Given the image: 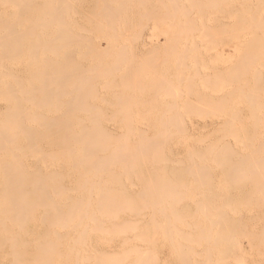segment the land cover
<instances>
[{"label": "bare ground", "instance_id": "1", "mask_svg": "<svg viewBox=\"0 0 264 264\" xmlns=\"http://www.w3.org/2000/svg\"><path fill=\"white\" fill-rule=\"evenodd\" d=\"M261 5L255 6L243 29L240 23L243 25L248 17L240 15L251 8L246 7L241 14V7L239 16H235L241 21L234 22L240 27L230 23L235 29L231 32L241 28L243 36L247 31L259 36L258 30H262L256 40L264 43ZM232 8L235 4L229 0H0V102L4 103L0 111V252L1 259L7 260L0 264H159L160 238L164 246H169V257L165 256L170 264H229L230 260L245 264L246 257L237 260L238 254L247 248L245 252L264 248V222L254 231L246 229L244 218L239 217L242 212L237 210L242 203L232 209L234 216H230L228 207L233 206L234 198L230 194L221 198L223 192L219 196L215 188L222 181L215 177L217 171L222 176L217 177L224 180L222 185H256L250 195H262L256 206L260 204L264 213V90L256 74L259 70L249 71L256 75L257 84L253 83L254 89L248 85L252 91L246 93L250 91L246 88L242 95L248 97L249 118L241 120L237 112L227 118L221 112L228 101L223 97L225 93L221 96L217 90L222 101L210 96H214L212 91L221 80V72L211 73L215 74L211 78L205 74L204 80L201 77L200 84L216 82L208 95L197 90L194 83V77L200 80L204 73L183 61L191 51H198V43L189 40L197 38L198 28L210 43L223 33L216 35L209 30L214 26L210 28L202 19L216 23L222 16L217 14L211 20V14L226 11L230 16ZM144 27L149 30V39H171L168 46H163L162 56L155 55L158 48L153 49L154 53L140 54L145 69L136 54ZM228 27L217 29L230 34L227 29L233 27ZM237 33L233 34L239 36ZM220 37L217 40L223 39ZM254 47L249 48L255 56L264 55L259 54L264 52V44ZM195 52L191 54L200 53ZM244 52L243 58L250 60L246 55L249 52ZM172 55L179 59L185 56L181 62L175 58L174 68L178 69L172 73L174 84L179 86L186 78L188 81L185 94L188 90L190 93L182 108L177 98L183 91L180 93V87L174 91L172 77L168 79L164 74L169 68L158 73L159 64ZM255 59L246 66L239 64L248 69ZM234 65L230 67L236 71L223 73L225 79L230 77L222 78V83L235 79L241 82L237 77L247 69ZM149 73L155 76L150 78ZM209 78H214L213 82ZM239 84L232 85L235 88L231 86L229 92L224 89L226 97L235 95L234 90L240 94L247 82ZM168 94L171 98L174 94L173 102L157 101ZM207 107L209 114L218 109L224 118L213 121L212 130L205 131L204 125V131L198 128L199 132L193 134L182 117L206 116ZM230 108L233 110V106ZM218 110L212 113L218 114ZM173 148L187 151L185 178L172 171L176 160L170 156L175 154L165 155ZM28 158L33 159L36 170L26 167ZM225 185L221 188L224 191ZM248 208L251 215L253 210ZM34 223L36 234L31 238L28 227ZM12 225L18 229L12 231ZM21 233L28 241H18ZM239 234L245 236L250 249L240 246Z\"/></svg>", "mask_w": 264, "mask_h": 264}, {"label": "rangeland", "instance_id": "2", "mask_svg": "<svg viewBox=\"0 0 264 264\" xmlns=\"http://www.w3.org/2000/svg\"><path fill=\"white\" fill-rule=\"evenodd\" d=\"M229 1H231V3L233 4H235V7L236 8H232L231 10H232V15L230 14V16L228 15V13H231V12H228L229 11V9H226L225 8V10L228 12H224L223 14H221V13H215V14H211V20H213V16H215V15H221L222 17L221 18H219L220 20L218 21V22H213V21H208L207 20V18H204V19H202L203 21V23H205L206 22V24H208L209 25V27L211 28V26H214L213 27V29H209V30H213L214 32H215V34L217 33V32H219V33H222V34H219V36H221L220 37V39L221 38H223V36H225V35H227L226 34V31L224 32L223 30L221 31V30H219L218 31V29H221L222 27H223V29H226L227 28V26H229V27H233V28H229V29H227V30H229L230 31V34L231 35H233L234 37H237V38H234L233 36H228V35H230V34H228L227 36H225L222 40H217V38L219 37V36H216V37H214L213 38V40H215L214 42H213V40L210 38V40H212L211 41V43L207 40H205V39H207V37L206 36H204L202 33V28L200 27V28H198L199 29V31H196V35H197V38H189V40H193V42L195 41L196 42V44H197V47H198V51H191V53H193V52H195V53H197V52H200V53H202V54H200V53H197L196 54V56H193L191 53H189L188 54V57L187 58H185V60H183V61H185V65H189V66H191L192 64V69H197L198 70V72H200L201 74H203V75H201V74H199V75H201V76H199L200 77V80L199 79H197L196 80V77H194L195 78V80H194V83H196V85H195V87H196V89L197 90H199V91H201V92H204V93H206V94H208V95H210L209 93H211V91H212V89L210 88L211 86L213 87V85H214V83H216L215 82V80H214V83L212 84V82H213V79H210L211 77H213L212 75H211V73L213 74V72L214 73H217V72H221L220 73V77H221V80H220V82H218V83H216V88L214 87L213 88V94H214V96H216V97H214L213 95H212V93H211V95L210 96H212V100H216V101H218L219 99H221V96H223L222 94H224V96L223 97H225V99L226 100H228L229 102H231V103H233V105L231 104V103H229L228 101H226V100H224V101H226L227 103H224V105L226 104V106H224V110H225V112H224V110L223 109H220V110H222L221 112L224 114L225 113V115H227V116H225L226 118L228 117V114H229V116L232 114V113H235L236 114V112H237V114L239 115V118L241 119V120H245L246 118H249V109H247L248 108V101H246V100H248L247 98L248 97H246V95H244V96H242L243 94H245V92L244 91H247V89L248 90H250V89H252L254 86H253V83L255 84L256 82H255V79H254V76L253 75H255V74H251V73H254L253 71L255 70V69H257V70H259V74L258 73H256V71H255V73L257 74V75H259V77H261V79L260 78H258L257 77V79H258V81H259V79L260 80H262L261 82L259 81V84L261 85V87L263 88V90H264V55L262 56V55H260L259 57L258 56H255L256 54H253V53H255V52H253V51H251V47H253V46H255L254 48H256L257 46H258V44H259V46H261V44L263 45L264 43H258L257 42V40H256V38L257 37H259L260 36V34H261V31L262 30H258V35L259 36H253V35H249L250 34V32H248L247 31V33L243 36L242 34H240L241 33V31L240 30H242L243 28H242V26H246L247 25V23H249V21L251 20L250 18V16H251V14H253V12H252V10L255 8V6H257L258 8H260L262 5V3L264 4V2H261V0H257V1H260L258 4H256V2L257 1H255V0H229ZM239 1V2H238ZM245 1V2H244ZM251 1V2H250ZM88 3V2H87ZM87 3L85 4V6L83 7L84 9H86V7H87ZM238 3H242L241 4V6H240V4H238ZM249 6H248V5ZM241 7H243L242 8V11H241ZM248 7H250L249 9V12L247 13V14H245V12H243V9H244V11L247 9ZM236 10L237 11V13H236V11H235V13L233 12L234 10ZM241 11L240 13L242 14V12H243V15H240V16H242L243 18H246V17H248V18H246V19H243V20H245L244 21V23H243V25H242V22L240 23V21H241V19L239 20V17L237 18V17H235L236 15L237 16H239L238 15V13H239V11ZM257 10V9H256ZM245 14V15H244ZM241 17V18H242ZM253 17V16H252ZM262 17V16H261ZM230 18V19H229ZM232 19V20H231ZM247 19H250V20H247ZM253 19H254V17H253ZM236 20H239V22L237 21V24L238 23H240L241 24V28L238 30V28H237V30L235 31V32H231L232 30L234 31L235 29H234V26L232 25V26H230V23L231 24H234V22H236ZM247 20V21H246ZM261 20H263L264 21V14H263V17H262V19ZM221 21V22H220ZM200 22H201V20H199L198 21V23L200 24ZM218 23V24H217ZM223 23L225 24V26H223ZM251 23V22H250ZM220 24V27L221 28H218L219 25ZM221 24H222V26H221ZM246 24V25H245ZM235 25V24H234ZM249 25V24H248ZM250 25H252V23L250 24ZM217 26V27H216ZM235 26H237V25H235ZM215 27H216V29H215ZM226 27V28H225ZM237 27H240V25L239 26H237ZM218 28V29H217ZM236 28V27H235ZM160 29H161V32H162V24H160ZM230 29H232V30H230ZM262 29H264V26H263V28ZM215 30H217V31H215ZM264 31V30H263ZM159 32H160V30H159ZM240 34H238V33ZM243 32V31H242ZM163 33V32H162ZM162 33H160V34H162ZM225 33V34H224ZM238 34L239 36H235L234 34ZM200 34V35H199ZM202 34V35H201ZM263 34V33H262ZM216 35H218V34H216ZM149 37V30L146 28V27H144V30H143V33H142V38H140V40L137 42V44H138V46H139V50H137L136 51V54H137V56H138V59H139V64H141L142 63V65L144 66V64L146 63V62H144V59H143V56H142V58H141V55H147L145 52H147V51H149V52H152V53H154L153 52V49H156V48H158L157 50L158 51H155V53H158V54H155V55H158V56H162V55H159V54H162V53H164L165 52V50L163 51V46H164V48H165V46H168L167 44H169L170 43V41H171V39L169 40V38H158V39H156L157 41H155L153 38H151L152 39V41L153 42H151V41H149V40H151V39H149L148 38ZM226 37H227V39H226ZM229 37L230 38H232L231 40L229 39ZM251 37H253V38H251ZM264 37V36H263ZM199 38V39H198ZM250 39H253V40H255L256 42H254V43H258V44H254L253 43V41L252 40H250ZM258 39V38H257ZM260 39V38H259ZM261 39H262V36H261ZM205 40V41H204ZM204 41V42H203ZM220 41V42H219ZM249 43H248V42ZM150 43V44H148V43ZM167 42V43H166ZM200 42V43H199ZM216 42V43H215ZM152 43H153V45H152ZM219 43V44H218ZM140 44H142V45H140ZM148 44V45H147ZM154 44H157V46H159V47H157L156 45H155V47H154ZM209 44V45H208ZM213 46H212V45ZM214 44H215V46H214ZM224 44L226 45V46H224ZM254 44V45H253ZM149 45H150V47H152L151 48V51L150 50H148V49H150V47H149ZM219 45V46H218ZM244 45H245V51H247V52H249V53H247V52H244ZM251 45V46H250ZM147 46V47H146ZM209 47V48H206V47ZM149 47V48H148ZM154 47V48H153ZM210 47H212V48H214V49H212V48H210ZM219 47H221V48H219ZM250 47V48H249ZM248 48V49H247ZM260 48V47H259ZM147 49V50H146ZM159 49H160V51H159ZM203 49H205V50H203ZM262 50H264V47L263 48H261ZM146 50V51H145ZM210 50V51H209ZM142 52V53H141ZM160 52V53H159ZM162 52V53H161ZM220 52V53H219ZM247 53L246 55H247V57H248V55H250L249 56V58H250V60H254L255 58V61L251 64L250 63V66L251 67H249V64H248V69L246 68V67H244V66H242L241 64H239V62H241L242 64H246V63H249L248 61H250L249 59L248 60H246V59H244L243 58V56H242V53ZM253 52V53H252ZM143 53H145V54H143ZM148 53V52H147ZM151 53V54H152ZM253 54V56H255L253 59H252V57L253 56H251V54ZM141 54V55H140ZM150 54V53H149ZM150 54V55H151ZM194 54V53H193ZM241 54V55H240ZM259 54H264V52L262 51V52H260ZM152 55H154V54H152ZM164 55V54H163ZM177 55H180V54H177ZM177 55H172L171 57L173 58L174 56V60L170 57V58H168L167 60H166V63L164 62V61H161V58H160V60L159 61H161V62H164V63H160L162 66L160 67V64H159V69H158V73L159 74H163L168 68V70H167V73H164L165 75H166V77H168V79H170L169 77H172V79H170V81H171V83H172V85H173V90L176 88V89H178L179 87V90H180V93H181V95H180V97L179 98H177L178 100V106L180 107V108H182L181 106L182 105H184V103H182V102H184L185 101V98H186V96L190 93L189 92V90H188V93L187 94H185V90L188 88V85L186 86V83L188 82L187 81V78L184 80V81H181L180 83H179V86H178V84H174V82L175 81H172V80H175V76L173 75L172 76V73L174 72L175 73V71L178 69L177 68V66H176V68H174V62H175V60L176 59H179V57L177 58ZM245 55V56H246ZM181 56H184V55H181ZM195 57L196 58V60L195 61H197V67L195 66V63H194V58L193 57ZM240 56H242V59H241V57ZM140 57V58H139ZM145 57V56H144ZM147 57H149V55L147 56ZM151 57V56H150ZM185 57V56H184ZM184 57H181L180 59H182V58H184ZM247 57H245V58H247ZM176 58V59H175ZM179 59V62H181V60ZM186 59H187V61H189V62H187L186 61ZM140 60H142V62L140 61ZM146 60H147V58H146ZM170 60L172 61V62H170ZM210 60H211V62H210ZM214 60V61H213ZM240 60H245L246 62H242V61H240ZM167 61H169L171 64L173 63V65H171V64H169V62L167 63ZM178 61V60H177ZM176 61V63L178 64V62ZM251 62V61H250ZM144 63V64H143ZM236 63L237 64H239V65H236ZM165 64V65H164ZM166 64H169L168 65V67H167V65ZM235 64V65H234ZM146 65V64H145ZM147 65H148V63H147ZM207 65V66H206ZM231 65H234L235 66V68H236V66H240L241 65V67L240 68H246L247 69V72L244 70V69H242V72H244L245 71V74L244 75H242L243 76V78L246 76V78H244L245 79V81H243V80H241V79H243L242 78V76L240 75L239 77H237V78H240L241 77V79H240V81L241 82H239L238 80L236 81V77L234 78L235 80H232V82L230 83V82H227V81H225L226 83H229L228 85H226V83L225 82H221L222 81V78L224 79V80H226L228 77H230V76H227L228 75V73L230 74V72L231 71H233V70H235L234 69V67L232 68V67H230ZM247 65V64H246ZM245 65V66H246ZM163 67V68H162ZM167 67V68H166ZM146 68V66H144L143 67V69H145ZM162 68V69H161ZM164 68H166V69H164ZM216 68V69H215ZM232 68V69H231ZM161 69V70H160ZM171 69V70H170ZM239 69V68H238ZM159 70H160V72L161 71H163L164 70V72H159ZM169 70H170V72H169ZM173 70H175V71H173ZM202 70V71H201ZM217 71V72H216ZM228 71V73H227V77H226V79H225V75L224 74H226V72ZM236 71V70H235ZM240 71V70H239ZM238 71V72H239ZM249 71L251 72V73H249ZM145 72V71H144ZM203 72V73H202ZM169 73H170V76H169ZM173 73V74H174ZM224 73V74H223ZM234 73V72H233ZM261 73V74H260ZM146 74H148V73H146ZM168 74V75H167ZM187 75H189L190 74V71L188 72V70H187V73H186ZM206 74V76L208 75L210 78H209V80H212V82H211V84L212 85H209V84H206V82L204 83V81H203V83L202 84H200L202 81H201V77L202 76H204ZM236 74V73H235ZM150 75V76H149ZM149 77L150 78H152V77H154L155 75H153V74H150L149 73ZM216 75H218V74H216ZM224 75V76H223ZM239 75V74H238ZM152 76V77H151ZM205 76V77H206ZM233 76H235V75H233ZM256 76V75H255ZM186 77H188V79L190 78L189 76H186ZM199 77H197V78H199ZM217 77V76H216ZM215 77V78H216ZM232 77V76H231ZM174 78V79H173ZM207 78V77H206ZM202 79L204 80V78L202 77ZM217 79H218V77H217ZM229 79V78H228ZM199 80V81H198ZM169 81V80H168ZM230 81H231V79H230ZM257 81V82H258ZM182 82H184V83H182ZM197 82H198V84H197ZM200 82V83H199ZM234 82V83H233ZM237 82V83H236ZM244 82V84L247 82V84L246 85H243V87L241 88V93L239 94L238 92L239 91H236V90H234L233 92L235 93V95H236V93L239 95H234V94H231V95H233V96H235L234 97V99H233V96L231 97V95H227V97H226V92H229V90L232 88V87H234L235 85H238L239 83H243ZM176 83V82H175ZM208 83V82H207ZM209 83H210V81H209ZM262 83V84H261ZM169 84H170V82H169ZM184 84H185V89L183 88L184 87ZM189 84V83H188ZM207 86V85H209V87H207L208 88V90H204L205 89V85ZM223 85V86H220V85ZM257 84V83H256ZM175 85V86H174ZM198 85H200V87L198 86ZM201 85H202V87H204L203 89H201L202 87H201ZM219 85V86H218ZM232 85H234V86H232ZM240 86H241V84H239ZM238 85V86H239ZM250 86V89H249V86ZM263 85V86H262ZM183 86V87H182ZM226 86V87H225ZM227 86H230V87H227ZM232 86V87H231ZM238 86H236V89H238L237 87ZM244 86H246V87H244ZM248 86V87H247ZM221 87H223V88H220ZM206 88V89H207ZM227 88V89H226ZM235 88V87H234ZM233 88V89H234ZM247 88V89H246ZM182 89V90H181ZM210 89V90H209ZM220 89V90H219ZM224 89H226V90H228V91H226V92H224L225 90ZM239 89H240V87H239ZM245 89V90H244ZM254 89V88H253ZM172 90V91H173ZM219 91V94L221 95L220 96V98H219V94H217L218 93V91ZM172 91H171V94H172ZM174 91H176V90H174ZM178 91V90H177ZM187 91V90H186ZM210 91V92H209ZM222 91V92H221ZM236 91V92H235ZM252 90H250V91H248V92H246V93H249V92H251ZM208 92V93H207ZM216 92V93H215ZM232 92V93H233ZM176 93V92H175ZM179 92H177L176 94H180ZM231 93V92H230ZM171 94H168V96H165L164 97V95H163V97H160L159 99H164L163 101L162 100H157L160 104L162 103H166L167 101H168V103L171 101V102H173V98H175L174 97V94H173V98H171ZM185 94V95H184ZM263 94H264V92H263ZM240 95H241V97H240ZM182 96V97H181ZM228 97H229V99H232V100H229L228 99ZM237 97V98H236ZM242 98L241 100L243 101V102H241L242 104H238L241 100H239L240 98ZM245 97H246V100H245ZM236 98V99H235ZM168 99V100H167ZM218 99V100H217ZM166 101V102H165ZM175 101H176V99H175ZM176 101V102H177ZM221 101H222V99H221ZM223 101V102H224ZM247 103H246V102ZM264 101V100H263ZM237 102V103H236ZM245 102V103H244ZM238 104L239 106H237L236 104ZM227 104H229V106L230 107H232L233 106V110L235 109H237V111H233V110H230L231 108L227 105ZM236 107H235V106ZM240 105H242L243 106V108H245V110H243V108H242V106H240ZM4 106V103H2V102H0V111H2V109L4 108L3 107ZM3 107V108H2ZM226 107H227V109H226ZM241 107V108H240ZM247 107V108H246ZM183 108H184V106H183ZM213 108H215V107H213ZM212 107H211V109H213ZM218 108V107H217ZM229 108V109H228ZM240 108V109H239ZM203 109H205V107L203 108ZM207 109V111L209 110L208 109V107L206 108ZM202 109H200V111H201ZM218 110V109H217ZM217 110L215 109V110H212L211 111V114L212 115H214L215 117H213L211 114H209L210 113V111H208V115H210V116H208V115H206L205 116V114H207V113H205L206 111H204V115H200V114H198V115H192V114H189V115H184L182 118H183V121H184V124H185V126L188 128V127H190V128H188L189 129V131H191L193 134H197L198 132H199V130H202V131H204L203 129L205 128V131H209V130H212L213 129V126H212V122L213 121H221L224 117H223V114L222 113H219L220 112V110H218V114H216L217 113ZM227 110V111H226ZM228 110H230V111H228ZM182 111H184V109H182ZM199 111V110H198ZM200 111H199V113H200ZM213 111H215L216 113H212ZM232 111V112H231ZM238 111H239V113L240 114H242V115H240L239 113H238ZM244 111V112H243ZM227 112V113H226ZM247 113V114H246ZM245 114V115H244ZM200 115V116H199ZM216 115H218V116H216ZM221 115V116H220ZM233 115V114H232ZM237 115V116H238ZM248 115V116H247ZM187 116H189L188 118H186ZM212 116V117H211ZM243 116H245L244 118H242ZM247 116V117H246ZM143 117H144V115H143ZM221 117V118H220ZM232 117H234V115L232 116ZM219 118V119H218ZM189 119V120H188ZM192 121H191V120ZM212 119V120H211ZM188 120V122H186V121ZM189 121H190V123H189ZM197 123H196V122ZM200 122V123H199ZM202 122H203V124H202ZM195 123V124H194ZM210 123V124H209ZM192 124H194V125H196V126H192ZM200 124H202V125H200ZM208 124V125H207ZM204 125H205V127H204ZM208 127H207V126ZM191 126H192V128H191ZM199 126V127H198ZM111 127H113V126H111ZM204 127V128H203ZM207 127V128H206ZM197 128V129H196ZM198 128H201V129H199L198 130ZM203 128V129H202ZM209 128V129H208ZM212 128V129H211ZM195 130H196V132H195ZM246 130H250V126L246 129ZM198 131V132H197ZM215 132H218V130L217 131H215ZM212 135V134H211ZM180 149V150H179ZM173 148L172 150L174 151V153H173V151L171 150L170 152H167V153H165V155H167V156H170V154L171 155H173V154H175V155H173V156H170L171 158H172V160L173 161H175L176 160V164H178V165H176L175 163H173V169H172V171L174 172V174L177 176V177H183V178H185V167H187V165H186V163H187V161L186 162H184L185 160H186V158L185 157H187L188 155H187V151L186 150H184V149H181V148ZM178 151V152H177ZM179 151H180V153L182 154L183 153V156L181 157L180 156V154H179ZM176 152V153H175ZM170 153V154H169ZM179 154V155H178ZM181 157V159H180V157L179 158H175V157ZM32 158H28V161L26 162V164H27V166L26 167H28L29 166V168H30V170H36L35 168V164H33L34 162H33V159L31 160ZM185 159V160H184ZM178 160H179V162H178ZM32 161V162H31ZM181 161L183 162V163H181ZM31 162V163H30ZM183 165V166H181V165ZM180 165V167H178ZM186 165V166H185ZM185 166V167H184ZM35 167V168H34ZM34 168V169H33ZM185 170V171H184ZM218 173V174H217ZM219 174H221V172L219 173L218 171L216 172V174H215V177L219 180L218 182H220V180H222L223 182H224V180H223V178H218V177H222L221 175H219ZM218 176V177H217ZM222 181L219 183L220 185H221V187L220 188H218L220 185L219 184H217L216 186H215V188H216V193H217V191H218V193L220 194H218L217 193V195H219V196H221L222 194V196H221V198H223V197H229V196H231V198L233 199V200H235V203H236V205H235V203H233V206L230 204V207H228V208H230L229 209V212H231V213H229V215L230 216H234V211L232 210L234 207H237L238 205H239V203H242V206H239L238 208L239 209H237V210H239L238 212H242V213H239L240 215H239V217H241V220L243 219V221H244V223H243V221H242V223L243 224H245L244 226L246 227V229L248 228H250L249 230H252V231H254V229H257V228H260V226L263 224V222H264V220H262L264 217H263V215H264V213H263V211L261 212V206H260V204L258 205V206H256L257 205V203H258V200L259 199H261L262 198V195H259V197H258V195H256V197H255V194H253L254 195V197L252 196V195H250V193H252L253 192V190H255L256 189V185H252V187H251V185L249 184V186L247 185H243V184H233V186H232V184L230 185H228V184H224L225 185V187H226V189H225V191L224 190H222L221 188H223L224 189V185H222L223 183H222ZM217 182V183H218ZM189 183H191L190 181H189ZM191 185V184H190ZM193 185V184H192ZM191 185V188L194 186H192ZM230 186V187H229ZM239 186H240V188H239ZM195 187V186H194ZM249 188L248 190H247V188ZM218 188V189H217ZM227 188H229V189H227ZM231 188V189H230ZM243 188H244V191H243ZM246 188V189H245ZM255 188V189H254ZM258 188V187H257ZM236 189V190H235ZM198 190V189H197ZM196 190V191H197ZM232 190V191H231ZM235 192H234V191ZM240 190V191H239ZM247 190V191H246ZM223 193H222V192ZM229 192V193H228ZM231 192V193H230ZM233 192V193H232ZM242 192H244L243 193V195L241 194ZM222 193V194H221ZM225 193V194H224ZM235 193V194H234ZM238 193H240V194H238ZM228 194H230L229 196H228ZM237 194V195H236ZM226 195V196H225ZM233 195V196H232ZM235 195V196H234ZM241 195H242V197H241ZM218 196V197H219ZM236 196H238V198L236 197ZM249 198H248V197ZM244 197H246L247 199H248V201H245V199H244ZM254 198V199H253ZM252 199H253V202H254V200L255 201H257V202H251L252 201ZM243 200L245 201V202H243ZM251 203H250V202ZM247 204V205H243V204ZM256 203V204H255ZM248 204H253L252 206L250 205V207L252 208V209H249L248 208ZM241 205V204H240ZM228 206V205H227ZM246 206H247V208L249 209V210H253L252 212L253 213H251V215L253 216L254 214H255V216H253V219H252V221H251V215L249 214V212H247L248 210H247V208H246ZM240 207H245L246 209H244L245 211H246V213H245V211L243 210V208H241L240 209ZM256 207H258L257 209H256ZM256 209V210H255ZM255 210V211H254ZM251 212V211H250ZM258 213H259V216H257L258 215ZM236 215V214H235ZM248 215H249V219H250V221L251 222H249V221H247V219H248ZM238 216V215H237ZM247 216V217H246ZM255 217H257V219H258V217H262L261 219L259 218V220H257V219H255ZM246 218V219H245ZM248 219V220H249ZM256 221H257V223H256ZM260 221V222H259ZM262 221V222H261ZM246 222H247V224H246ZM259 222V223H258ZM9 223V222H8ZM251 223H252V225H251ZM261 223V224H260ZM35 224L36 223H34L33 225H31V227L29 226L28 227V234H29V232H30V234L31 235H29L30 237L33 235V233L35 232ZM256 225V226H253V225ZM257 224L259 225V226H257ZM10 225H11V222H10ZM14 225H12V231H14L15 229H18V228H16L15 226V228L13 227ZM248 226V227H247ZM252 228H251V227ZM14 229V230H13ZM31 229H34V231L33 230H31ZM35 234H36V232H35ZM21 235H22V233L20 234V237H19V239H18V241L21 239L22 241H24L25 242V240L26 241H28V239L29 238H27V237H25L24 235H22L23 237H21ZM242 235V234H241ZM240 234L238 235V239L240 240V242H239V244H240V246L241 245H245L244 247L245 248H247V247H249L250 245H248V243H246V242H248L247 241V239L245 238V236H241ZM27 238V239H25V238ZM24 238V239H23ZM32 238V237H31ZM245 238V239H244ZM238 240V241H239ZM246 241V242H245ZM162 240H161V238H160V240H159V252H158V254H159V264H170V258H167V257H169V254H168V250H167V248L169 247L167 244L164 246V244L162 243ZM161 245H163V246H161ZM199 246V247H198ZM198 248H200L201 247V245L200 244H198ZM242 247V246H241ZM249 249H250V247H249ZM264 248H260L259 250L258 249H250V251H247V252H245L246 250H248V248L243 252V253H241V255L240 254H238V258H236L237 260H239V258H244V257H246V259H245V261H243V263H245V264H247V263H249V264H258L259 262L258 261H260V259L262 260V258H263V260H264V257H259V256H257L256 254L258 253V251H259V253H258V255H260L261 253V255H263L264 256V250H263ZM257 250V253L255 252ZM254 251V252H253ZM254 254H253V253ZM256 253V254H255ZM160 254H163V255H161V257L162 258H160ZM244 254V255H243ZM248 254V255H250L251 254V257H252V259H253V261L251 260V257H250V259H249V257L248 256H246V255ZM167 257H166V256ZM221 255V254H220ZM252 255H255V256H252ZM216 257L217 258H219L220 256L218 255H216ZM167 258V259H166ZM161 259V260H160ZM162 259H163V261H162ZM248 259V260H247ZM258 261H257V260ZM3 260H6V259H1V252H0V261H1V263L3 262V263H5ZM235 260V259H234ZM256 260V261H255ZM263 260L262 261H260V264H264V262H263ZM7 261V260H6ZM162 261V262H161ZM165 261V262H164ZM169 261V262H168ZM246 261H248L247 263H246ZM249 261H251V262H249ZM254 261H255V263H254ZM253 262V263H252ZM236 264V263H238V261H233L232 262V260H230V262H229V264ZM173 264V263H172ZM242 264V263H241Z\"/></svg>", "mask_w": 264, "mask_h": 264}]
</instances>
